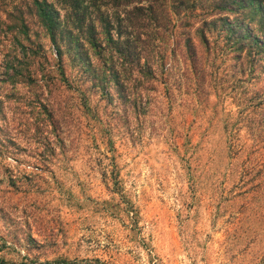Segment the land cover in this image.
<instances>
[{
	"label": "rangeland",
	"instance_id": "rangeland-1",
	"mask_svg": "<svg viewBox=\"0 0 264 264\" xmlns=\"http://www.w3.org/2000/svg\"><path fill=\"white\" fill-rule=\"evenodd\" d=\"M84 1L115 42L96 21L101 48L62 75L34 1L0 0V260L264 264V30L246 14L232 47L218 25L204 41L212 5L186 26L168 0L119 36Z\"/></svg>",
	"mask_w": 264,
	"mask_h": 264
},
{
	"label": "trees",
	"instance_id": "trees-1",
	"mask_svg": "<svg viewBox=\"0 0 264 264\" xmlns=\"http://www.w3.org/2000/svg\"><path fill=\"white\" fill-rule=\"evenodd\" d=\"M36 13L39 16L41 23L47 30L49 38L56 49V56L58 61L59 71L64 75V68L62 64L63 54H67L71 59H77L76 62H80L83 66L85 64L84 58H86L85 43H89L91 46L101 48V38L99 37L100 31L97 30L96 21L100 22L101 32H105L104 37L106 41H113L111 34L112 20L110 15L100 11L96 18L86 20L87 10L89 8L88 2L84 0H63L68 2L69 7L72 9L70 14L63 13L61 15L60 8L56 6L53 1L50 0H33ZM60 1V0H59ZM104 1V0H102ZM174 4L176 0H171ZM106 5H110L116 8L114 11L115 20L118 22L117 34H121L123 31L122 19H128L131 24L127 25L132 27H138L144 29V26L149 23L159 24L157 22L162 15L166 13V3L168 0H105ZM179 5H173L175 12L183 14L186 19V26L192 25V21L197 17L199 18L205 12L204 6L206 4L212 5L211 11H206L204 14L208 15L205 18L203 16L202 24L196 29L200 32L202 39L205 41L207 36L205 34L206 29L212 27H220L227 33H229V44L227 40L226 45L232 47V44L236 40L243 39L245 37V29L248 31L253 29L249 25H245L244 15L249 14V20H255L258 27L264 30V0H180ZM177 3V4H178ZM201 9V11L199 10ZM203 12V13H201ZM212 13L218 14L216 17H212ZM235 14L234 17H230L229 14ZM190 16V17H189ZM210 16V17H209ZM104 28H103V27ZM125 26V25H124ZM120 36V35H119ZM156 39V37H154ZM230 40H233L232 42ZM185 43L190 46L191 37L185 35ZM154 43V40H153ZM249 52L248 60L253 62L256 57L251 55V49L255 48V52L261 53L264 50V32L258 37L257 35L250 36V44L248 45ZM115 75V74H114ZM0 264H15L9 263L6 260H0ZM17 264H114L100 257H84V258H66L58 257L52 260H24Z\"/></svg>",
	"mask_w": 264,
	"mask_h": 264
}]
</instances>
